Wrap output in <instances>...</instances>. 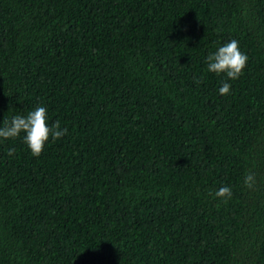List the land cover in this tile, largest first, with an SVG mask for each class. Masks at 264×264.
<instances>
[{
  "label": "trees",
  "instance_id": "obj_1",
  "mask_svg": "<svg viewBox=\"0 0 264 264\" xmlns=\"http://www.w3.org/2000/svg\"><path fill=\"white\" fill-rule=\"evenodd\" d=\"M38 106L67 132L0 140V264H264V0H0V124Z\"/></svg>",
  "mask_w": 264,
  "mask_h": 264
},
{
  "label": "clouds",
  "instance_id": "obj_2",
  "mask_svg": "<svg viewBox=\"0 0 264 264\" xmlns=\"http://www.w3.org/2000/svg\"><path fill=\"white\" fill-rule=\"evenodd\" d=\"M247 61V55L241 52L238 41L233 39L219 47L215 53L207 56V71L217 75L225 74L228 80H236L242 75ZM230 88L231 85L224 82L219 88V94L228 95ZM66 132V129L61 130L59 121L49 127L47 109L43 106L36 107L26 115L17 114L10 120L5 117L0 124V140L16 139L23 133V142L34 157L41 155L50 137L54 140L60 139L66 135ZM7 154L12 156L13 150H9ZM254 184L255 176L249 172L244 178V185L247 188H252ZM214 195L227 202V199L232 196V191L230 187L223 186Z\"/></svg>",
  "mask_w": 264,
  "mask_h": 264
}]
</instances>
